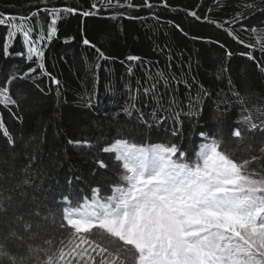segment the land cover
Segmentation results:
<instances>
[{"label": "trees", "instance_id": "trees-1", "mask_svg": "<svg viewBox=\"0 0 264 264\" xmlns=\"http://www.w3.org/2000/svg\"><path fill=\"white\" fill-rule=\"evenodd\" d=\"M91 2L47 0L45 5L44 0H0V13L27 15L37 6L87 10ZM132 2L141 5L144 0ZM152 2L159 4L160 0ZM248 2L251 0H219L217 6L215 0H169L170 8L154 10L158 19L141 8L128 9L116 19L109 18L112 10H102L92 17L67 15L59 21L58 34L45 48L44 62L46 72L60 84H53L37 68L29 77L11 81L10 94L17 106L0 105L4 127L14 141L10 144L0 129V200L7 210L0 213V233L15 231L24 237L25 245L41 247L45 240L54 239L58 247L57 241L67 238L58 228L65 206L62 197L68 196L76 206L94 195L92 188L99 186L101 196L107 193L116 180L115 156L119 153L104 149H112L116 140L137 145L171 142L192 159L198 146L207 142L199 135L205 132L209 138L222 140L238 162L261 157L264 130L246 132L242 140L234 138L232 131L237 127L245 131L244 118L249 114L253 122L264 121V72L242 55L247 49L238 43V39L248 42L246 29L264 28V12L249 14L232 26L233 35H229L212 23L175 10L199 5L201 17L208 14L210 20L222 22ZM48 22L43 11L32 21L45 32ZM7 31L0 26V86L14 75L21 77L29 68H36L35 62L20 55L26 51L21 37L5 55ZM84 38L95 47L84 45ZM251 39L255 41V36ZM226 51L232 55L227 56ZM253 55L256 61L264 59L259 49ZM128 56L141 60L128 61ZM125 108L132 111L131 117L124 114ZM101 160L107 168L98 166ZM249 169L264 170V157ZM36 211L49 219L29 216ZM21 215L24 220H17ZM25 223H31L30 231H25ZM17 243L9 244L10 251H17Z\"/></svg>", "mask_w": 264, "mask_h": 264}, {"label": "snow or ice", "instance_id": "snow-or-ice-1", "mask_svg": "<svg viewBox=\"0 0 264 264\" xmlns=\"http://www.w3.org/2000/svg\"><path fill=\"white\" fill-rule=\"evenodd\" d=\"M44 2L46 5L47 0ZM215 2L218 6L219 0ZM259 4H264V0L242 4L241 11L222 22L210 20L208 14L201 17L199 5L175 10L185 11L196 21L212 23L233 35L234 24L251 13L264 12ZM159 7L170 8L169 0H160L159 4L144 0L141 5L132 0L123 3L121 0H92L87 10L37 6L27 15L0 13V26L8 28L3 43L5 55L9 54L16 38L21 37L26 51L20 55L36 63V68H29L21 77L14 75L0 86V105L17 106V100L10 94L11 81L27 78L37 68L45 72L53 84H60L56 77L46 72L44 61L45 48L58 34V22L65 16L88 18L99 15L102 10H112L109 18L116 19L123 17L128 9L144 8L152 12V18L158 19L154 10ZM41 11L49 18L46 32L42 26L37 29L32 23ZM173 26L184 32L180 24L173 22ZM246 31L250 33L248 42L238 39L247 49L242 55L256 62L264 72V59L256 61L253 55L256 49L264 54V28L253 26ZM251 35L255 36V41ZM83 44L95 47L87 38L83 39ZM97 51L101 59L106 58ZM226 55L230 57L231 51H226ZM127 60L139 61L141 57L128 56ZM235 95L239 98V93ZM88 106L92 107L91 101ZM123 111L132 116L129 108ZM11 115L22 120L15 113ZM244 119L248 128L245 131L235 128L234 138L242 140L246 132L264 130V121L253 122L251 114ZM0 129H4L9 143L14 144L4 127L2 114ZM199 135L207 142L198 146L192 159L175 143L137 145L116 140L112 149H104L119 153L115 156L116 180L109 185L107 193L101 196L99 186L92 188L94 195L83 198L76 206L68 196L62 197L65 206L60 212L58 228L60 233L66 234V240L59 239L57 247L54 239H47L41 247L25 245L24 237L15 231L0 233V264L5 260L7 264H264V170L249 169L251 163L264 157V147L260 148L261 157L252 156L250 160L238 162L222 140L209 138L205 132ZM98 166L107 168L102 160L98 161ZM6 211L0 200V213ZM29 216L37 220L49 219V216L41 217L39 211ZM16 219L23 221L24 216ZM31 227V223L24 224L25 231H30ZM17 241V251H10L9 244ZM22 248L24 251H20Z\"/></svg>", "mask_w": 264, "mask_h": 264}]
</instances>
